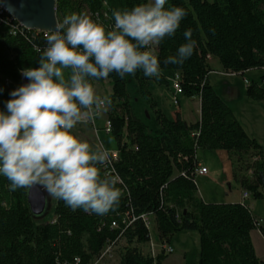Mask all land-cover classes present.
<instances>
[{
  "label": "trees",
  "instance_id": "1",
  "mask_svg": "<svg viewBox=\"0 0 264 264\" xmlns=\"http://www.w3.org/2000/svg\"><path fill=\"white\" fill-rule=\"evenodd\" d=\"M140 0H57L59 23L66 14L83 9L106 28L114 21L113 9L131 7ZM187 15L174 37L157 46L161 76L142 71L123 79L110 73L107 95L112 105L105 112L111 123L109 138L118 152L109 173L120 176L119 203L105 215L73 211L56 198L54 218L35 217L27 201L28 189L10 190L0 176V264H94L107 247L118 251V264H164L168 255L153 256L143 247L151 242L142 216L155 224L161 245H169L178 233L197 232L196 263L264 264L258 257L251 234L260 224L251 208L242 203H206L199 196L195 170L199 150L226 151L237 163L234 179L253 200L264 199V149L251 138L228 104L216 93L209 75V57H215L227 74L264 69V0H170ZM9 16L0 13V109L9 92L22 85L20 70L37 67L36 47H45V33L4 26ZM13 24L17 26L16 21ZM193 30L197 41L193 55L183 65H164L184 42L183 31ZM34 45L36 47H34ZM180 73L183 96L198 98L200 121L187 124L179 112L169 120L158 108L149 90L151 84L169 87V77ZM132 81L140 96L152 107L157 129L136 114L127 85ZM264 76L248 82L246 95L264 105ZM194 135V136H193ZM114 145V146H113ZM252 172V175H248ZM106 173L103 168L101 174ZM113 224H116L114 227Z\"/></svg>",
  "mask_w": 264,
  "mask_h": 264
},
{
  "label": "clouds",
  "instance_id": "2",
  "mask_svg": "<svg viewBox=\"0 0 264 264\" xmlns=\"http://www.w3.org/2000/svg\"><path fill=\"white\" fill-rule=\"evenodd\" d=\"M187 12L170 0H140L113 9L114 23L105 27L86 13L66 14L45 32L37 67L20 70L27 79L9 92L0 109V176L10 190L41 185L73 211L105 215L119 203L120 176L101 174L110 151L73 133L108 111L112 100L97 93L93 81L142 71L159 79L157 46L174 37ZM164 65L181 66L197 46L193 30ZM4 91L0 88V93Z\"/></svg>",
  "mask_w": 264,
  "mask_h": 264
},
{
  "label": "rangeland",
  "instance_id": "3",
  "mask_svg": "<svg viewBox=\"0 0 264 264\" xmlns=\"http://www.w3.org/2000/svg\"><path fill=\"white\" fill-rule=\"evenodd\" d=\"M83 13L88 14V12L83 9ZM59 22V21H58ZM210 67L212 72L210 73V83L214 87L216 93L227 102L228 106L234 112L236 118L244 128L247 134L251 138H254L258 144H260L264 149V105L261 102H256L249 99L246 95V88L248 82L260 83L261 78L264 76V69H255L245 72L239 75H226L220 62L217 58H212L210 61ZM171 76L169 77V87L158 86L156 84L150 85L149 90L159 104L160 110L165 114L169 120H175L176 112H180L183 118L188 121H195L199 117L200 105L197 100L188 99L184 96H179L180 106L175 107L171 102L172 81ZM262 88L264 89V83H262ZM95 89L97 93L109 94L111 90V84L109 80L104 83L95 84ZM128 91L131 96L132 106L137 114V116L145 122L150 132H154L157 128L155 121V113L150 104L138 94L134 83L130 80L127 85ZM106 95V96H107ZM102 120L106 119L105 112L99 117ZM256 123V124H255ZM101 123L96 121L93 123L79 124L73 129V133L77 135L80 139L88 141L91 145L95 146L97 144L102 145L107 149L113 148L111 145V140L109 135H107L103 129ZM198 157L210 165V163L215 162L220 165V159L214 154V151L199 150L197 153ZM40 186L47 194V210L43 218L45 220H50L54 218L53 208L55 206L56 198L49 195V193ZM206 187V182L197 179V188L200 195ZM211 193L216 194L218 190L215 187L209 188ZM213 191V192H212ZM199 195V196H200ZM259 210V209H255ZM152 227L150 230L151 242L143 247L145 253H152L153 255H159L162 253L161 243L158 240L155 224L151 221ZM262 225V221L260 220ZM171 247L174 250L172 254H168L165 251L163 253L167 254L166 264H182L185 260L186 263H196L198 261L199 253V234L197 232H182L176 234L171 239ZM253 245L255 247L258 258L264 263V239L254 236ZM170 246V245H169ZM182 250L188 252L187 258H182ZM118 251H114L113 258L108 260L107 264H118ZM179 261V262H178ZM184 264V263H183Z\"/></svg>",
  "mask_w": 264,
  "mask_h": 264
},
{
  "label": "crops",
  "instance_id": "4",
  "mask_svg": "<svg viewBox=\"0 0 264 264\" xmlns=\"http://www.w3.org/2000/svg\"><path fill=\"white\" fill-rule=\"evenodd\" d=\"M212 58H214V57H209V61ZM209 65H210V63H209ZM225 74L227 76L231 75V74H227V73H225ZM209 77H210V75H209ZM151 85H153V84H151ZM98 94L101 95V96H106L107 95V94H100V93H98ZM152 97H153L154 101L156 102V104H157V106L159 108L160 106H159V104H158V102L156 100V97H154L153 93H152ZM192 100H197L198 101V103L200 105V113H199V117H198L197 120H195L193 122H191V121L187 122L183 118L182 114L179 112L180 115H181V118L187 124L197 123V122L200 121V117H201L200 100L198 98H193ZM99 117H97L98 122L101 123L102 126H104V123H105L106 119L101 121V119ZM175 118H176V116H175ZM108 150L117 151L116 149H114V147L111 148V149H108ZM214 154L217 157H219L220 162H221L220 165H217L215 162H212V163H210V165H208V164H206V162L201 160L198 157V155H197V160L199 162V167L207 169V174H205V175H198L197 174L196 178H195L196 185H197V179L202 180L203 182H206V187L203 190V193L201 195L199 193V195L202 198V200L204 202H206V203H213V204H221V203H242V204H246V205H248L251 208L253 214L258 219H260L262 221V224H264V199L263 200H259V201L258 200L255 201V200L252 199L251 195L248 198L244 199L245 191L241 188L240 184L238 182H236L235 179H234V172L237 169V163L235 162L234 159H232L230 157L229 153H227L226 151H222V150L214 151ZM248 175L251 176L252 172H249ZM211 187H215V188L218 189L216 191V194L213 191H212L213 194L210 192L211 190L209 188H211ZM259 208H260V211L259 210H255V209H259ZM254 236H257V237H260V238L264 239V237L260 233L259 229H256V230H254L252 232V234H251L252 242H253ZM169 245L171 246V244H169ZM187 256H188V252L186 250H182V258H187ZM166 261H165L164 264H166ZM183 263L185 264V260L182 261V264Z\"/></svg>",
  "mask_w": 264,
  "mask_h": 264
},
{
  "label": "water",
  "instance_id": "5",
  "mask_svg": "<svg viewBox=\"0 0 264 264\" xmlns=\"http://www.w3.org/2000/svg\"><path fill=\"white\" fill-rule=\"evenodd\" d=\"M0 4L8 13L29 30L45 33L56 27L58 22L57 0H0ZM28 81L22 76V84ZM47 194L38 185L27 191V201L31 213L35 217H43L47 210Z\"/></svg>",
  "mask_w": 264,
  "mask_h": 264
},
{
  "label": "built area",
  "instance_id": "6",
  "mask_svg": "<svg viewBox=\"0 0 264 264\" xmlns=\"http://www.w3.org/2000/svg\"><path fill=\"white\" fill-rule=\"evenodd\" d=\"M0 13H5L9 16V18L4 21V26L10 31V33L16 34V31L18 29H22V30L26 29L20 23H18L16 20H14V18L8 13V11L1 4H0ZM13 21H16V23L18 25L15 26L13 24ZM231 75H234V74H231ZM171 81H172V89H173V92L171 93V102L175 107H179L180 106L179 96H183L182 84H181L182 78H181L180 73H175L172 76ZM245 82H246V84H248V81H245ZM95 121H96V119L92 122L94 123ZM103 129L107 135H110L111 123L109 120L105 121ZM109 151L111 154L110 163L108 165H106L105 167H103V170L108 174H110L108 172L109 171L108 169H109V166L111 165V162L115 161L118 158V152L117 151H111V150H109ZM197 174L198 175H205V174H207V169L198 166L195 170V175H197ZM249 196H250L249 193H247V192L244 193V199L248 198ZM142 218H143L147 228L149 230H151V227H152L151 219H149L147 216H142ZM113 226L115 227L116 224H113ZM161 248H162V251H165L168 254H172L174 252L172 247L169 245H161ZM113 255H114V249L111 246L107 247L105 249V251L101 254L100 258H98L94 264H107L108 260H111L113 258ZM153 256H157V255H153Z\"/></svg>",
  "mask_w": 264,
  "mask_h": 264
}]
</instances>
